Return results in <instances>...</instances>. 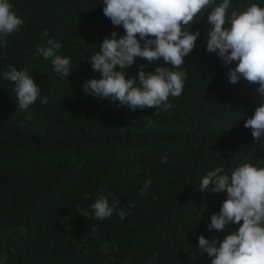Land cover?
Wrapping results in <instances>:
<instances>
[{
  "label": "trees",
  "instance_id": "obj_1",
  "mask_svg": "<svg viewBox=\"0 0 264 264\" xmlns=\"http://www.w3.org/2000/svg\"><path fill=\"white\" fill-rule=\"evenodd\" d=\"M9 2L24 23L0 47V264H211L198 237L222 240L239 225L208 230L227 193L200 192L199 182L216 167L229 175L245 163L264 167V136L255 143L244 127L264 98L258 85L230 83L228 67L236 62L226 66L206 51L210 9L189 26L201 35L180 69L137 57L123 70L137 82L141 65L146 73L167 66L187 73L182 94L168 98L169 110L133 111L83 90L86 80L101 78L89 57L113 31L125 34L104 16L102 0ZM252 3L264 7V0H231L229 13ZM49 39L71 58L68 78L37 51ZM8 65L26 69L49 102L38 98L21 111L14 84L2 77ZM146 178L152 183L141 196ZM100 194L110 205L111 196L119 199L123 220L115 212L91 218Z\"/></svg>",
  "mask_w": 264,
  "mask_h": 264
},
{
  "label": "clouds",
  "instance_id": "obj_2",
  "mask_svg": "<svg viewBox=\"0 0 264 264\" xmlns=\"http://www.w3.org/2000/svg\"><path fill=\"white\" fill-rule=\"evenodd\" d=\"M102 12L114 26H122L124 35L117 38L113 31L111 38L105 37L99 50L92 54L88 63L100 73L101 78H91L84 82L86 94L120 106L136 109L163 108L169 110L172 105L169 96L179 97L184 88L187 73L180 69L185 64L195 47L199 30L189 31L200 13L207 12L208 31L205 36L206 51L215 53L228 67L230 83L236 84L241 79L249 84L258 85L257 93L264 98V7L256 3L245 5L244 10H232L231 0H102ZM23 20L13 11L9 0H0V47H7L8 35L19 31ZM225 25H229L225 27ZM43 34L48 35L44 29ZM137 35L139 39H137ZM143 41V45L141 44ZM48 47L37 46V51L51 65L61 78L71 75V58L58 54L62 43L48 40ZM137 57L149 63L163 60L167 67H156L146 73L144 65L136 78H126L125 69L135 63ZM119 69V70H117ZM2 77L14 84L18 107L27 110L37 99L46 105L48 96L40 97L41 89L26 69L18 70L8 65ZM245 128L251 129L255 143L264 136V102L255 108L254 114L246 119ZM167 164V156L161 158ZM139 172V169L136 170ZM151 179L146 178L139 190L145 195L151 186ZM200 192L219 193L226 191L227 196L219 212L210 217L208 230L223 232L227 225H239L238 229L224 236L222 240H209L198 237V248L211 258V264H264V167L245 163L236 167L231 174H225L223 167L207 171L199 182ZM86 194L84 199L90 198ZM111 195V194H109ZM100 194L90 205L92 217L103 221L113 213L123 220L124 208H118L119 199ZM134 207L131 202L127 208ZM77 211L90 218L83 208ZM242 222V223H241ZM91 231H96L95 226ZM158 257L154 253L152 260ZM151 264V262H150Z\"/></svg>",
  "mask_w": 264,
  "mask_h": 264
}]
</instances>
